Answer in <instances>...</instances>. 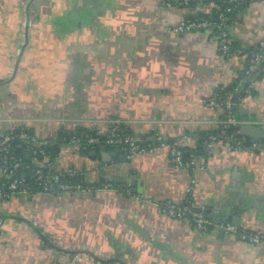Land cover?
<instances>
[{"label": "crops", "instance_id": "obj_1", "mask_svg": "<svg viewBox=\"0 0 264 264\" xmlns=\"http://www.w3.org/2000/svg\"><path fill=\"white\" fill-rule=\"evenodd\" d=\"M186 2L0 0V136L84 129L104 140L119 123L190 154L176 167L165 148L127 159L104 143L62 145L52 170L82 172L87 189L1 200L0 264H264L263 245L217 229L240 208V225L226 226L264 232V150L210 153L202 137L223 115L203 99L237 77L248 50L260 59L230 98L233 117L264 128V0H240L223 19L227 56L213 28L173 31L216 7ZM166 201L210 212L213 229L160 214Z\"/></svg>", "mask_w": 264, "mask_h": 264}, {"label": "built area", "instance_id": "obj_2", "mask_svg": "<svg viewBox=\"0 0 264 264\" xmlns=\"http://www.w3.org/2000/svg\"><path fill=\"white\" fill-rule=\"evenodd\" d=\"M182 4L186 3V0H181ZM235 1V0H230ZM189 30H206L207 32L212 30V24L208 21H183L176 26H174L173 31L176 33H181ZM219 51L222 56L228 55V44H227V32L223 31L219 34ZM264 45V41L261 42ZM260 56L255 54L248 62V69L246 74H250L256 69L257 63L259 62ZM203 103L210 108L219 109L225 113L226 116L223 119L218 120L214 123V128H230L237 125L234 117L231 113V100L228 97L225 100L218 101L214 94L203 99ZM247 124L254 125V123L249 122ZM257 124V123H256ZM18 140L20 143L17 146L25 145L27 153L33 155V162L35 164L34 169V181L37 186L42 190L41 193H52V194H67L74 191L83 190L80 186H73L69 183H63L62 180L66 178H73L75 176L83 177V173L76 171L74 169H65L61 171H53L51 164L49 163L44 151L41 149L42 146H46L49 140H40L35 135H29L25 132L14 134L10 132L9 134H4L0 136V172L2 176L10 177L13 175L14 170L18 167L17 162H11V142L13 140ZM234 138L231 136L215 135L211 134L205 140L206 148L208 152H213L218 145H220L224 150L228 152L241 151L246 149H241L239 143L234 146L232 143ZM144 142H149L145 145ZM151 142H155V145H151ZM104 143L110 147H118L121 149L123 154L127 159H131L135 154H142L145 152H154L157 149H168L171 156L172 162L176 167H182V153L180 145L177 144H167L164 139L158 135L153 137L141 138L135 135L125 134L122 126L119 123H112L110 131L106 138L102 140L98 135L87 136V135H74L71 137L69 143L64 144L67 148H77L80 150H86L88 148H94L100 146ZM253 151H263L264 142H252V144L247 148ZM42 156V159L37 160V155ZM18 182L13 181L9 185L11 193H6L4 190L0 189V201L4 198H8L10 195L17 193ZM55 188L56 192L52 190ZM22 192H29L27 188H24ZM157 211L173 220L179 221H190L193 220L197 228L201 230H206L209 223L204 219L202 211L193 207L183 206L182 204H177L172 201H166L162 204L157 205ZM226 232L228 233H240L239 238L252 246H264V232L259 231H246L240 230L238 232L237 228L234 226H226Z\"/></svg>", "mask_w": 264, "mask_h": 264}, {"label": "trees", "instance_id": "obj_3", "mask_svg": "<svg viewBox=\"0 0 264 264\" xmlns=\"http://www.w3.org/2000/svg\"><path fill=\"white\" fill-rule=\"evenodd\" d=\"M214 2L216 5L215 9L211 12V14H204L201 16V19L199 21H208L212 24V28L216 35L219 37V34L223 31L221 28L223 25V19L226 17H229L233 10L235 9L237 3L240 0H235V1H230V0H210ZM182 2V1H181ZM187 3V2H186ZM183 3L182 5L186 4ZM217 21H214V20ZM192 21V20H191ZM229 36L227 34V44H228V54L233 49L232 43L228 41ZM220 52V51H219ZM257 54V52H253L252 50H248V55H247V63L246 66L244 67L243 70L238 72V75L236 78L232 79L229 83L226 85H218L216 86L213 91L211 92L214 94L217 98L218 101H222L227 99L228 97L231 98L232 94L239 88L241 81H243L248 74H246V71L248 69V62L252 58L253 55ZM258 55V54H257ZM231 113L233 115V110L231 108ZM222 116V119L225 118L226 114L224 113ZM123 128V127H122ZM231 128V127H230ZM230 128H212L205 132L202 137L204 140L208 138L209 135L211 134H217V135H226V136H231L234 138V142L232 143L234 146L239 143V147L241 149H247L248 147L244 146L242 142V136L239 135L237 132L231 131ZM123 130H125L123 128ZM21 132H25L29 135H34L31 130H24V129H15L12 131L14 134H18ZM128 132L125 131V134ZM74 135H87V136H96V134L93 131L89 130H84V129H76L74 131H61L56 138L49 140V143L46 146H42L41 149L44 151V154L48 158L49 163L51 164L56 155L59 152V149L62 145L69 143L70 139ZM99 137V136H98ZM146 137L144 136V139ZM20 142L16 139L11 142V162H17L18 167L14 170V173L12 176L7 177L3 176L2 180L0 181V189L4 190L6 193H11L9 189V185L17 180L18 182V188L17 191H21L24 188H27L30 193H36L39 192L41 193V188L36 185L34 181V169H35V164L33 162V155H29V158L25 157V154L27 153V149L25 145L17 146ZM145 145H148L149 142H144ZM155 142H151V145H155ZM111 150H117L121 153L120 148L118 147H110ZM87 150V149H86ZM181 151L183 149L181 148ZM83 152H86L83 150ZM37 160H41L42 156L39 154L36 156ZM63 183H69L73 186H80L81 189L85 190L87 189V185L84 183L83 177L75 176L73 178H66L65 180H62ZM54 192H56L55 188H52ZM183 206H189L188 204L183 205ZM189 223L194 224L193 220H190ZM240 233L237 234L239 237Z\"/></svg>", "mask_w": 264, "mask_h": 264}, {"label": "water", "instance_id": "obj_4", "mask_svg": "<svg viewBox=\"0 0 264 264\" xmlns=\"http://www.w3.org/2000/svg\"><path fill=\"white\" fill-rule=\"evenodd\" d=\"M214 21H217L216 19ZM22 51V50H21ZM21 55V54H20ZM6 83H9V81H6ZM231 131L237 132L239 135L242 136V142L244 146L249 147L252 142H264V128L256 126V125H250V124H237L235 126H232L230 128ZM102 149H105V146H102ZM26 158H29V154H25ZM182 160L184 162H190V154L189 152H183L182 153ZM122 161L125 162L126 158L122 156ZM246 210L236 208L233 212H231L230 215L221 213V222L224 223L222 228H217L219 230V234L221 235L224 232V228L226 227L227 223H231L232 225L239 226L240 225V216L245 213ZM210 212H203L204 219L211 218L210 215L206 214ZM209 230L213 229V225L209 224L208 226ZM59 251L68 253L69 251L58 249Z\"/></svg>", "mask_w": 264, "mask_h": 264}]
</instances>
